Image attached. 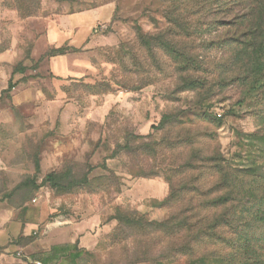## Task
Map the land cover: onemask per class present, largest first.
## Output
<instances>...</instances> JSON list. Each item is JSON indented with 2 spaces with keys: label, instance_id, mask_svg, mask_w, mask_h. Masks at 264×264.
Instances as JSON below:
<instances>
[{
  "label": "rangeland",
  "instance_id": "rangeland-1",
  "mask_svg": "<svg viewBox=\"0 0 264 264\" xmlns=\"http://www.w3.org/2000/svg\"><path fill=\"white\" fill-rule=\"evenodd\" d=\"M260 129L264 0H0V264L233 263L211 201Z\"/></svg>",
  "mask_w": 264,
  "mask_h": 264
},
{
  "label": "trees",
  "instance_id": "trees-1",
  "mask_svg": "<svg viewBox=\"0 0 264 264\" xmlns=\"http://www.w3.org/2000/svg\"><path fill=\"white\" fill-rule=\"evenodd\" d=\"M69 50L72 48L69 47ZM14 86V83L10 82L9 89H13ZM239 137L241 142L237 157L240 164L233 170H226L225 165L222 166V171L225 172L223 183L228 189L224 195L211 201L218 205H227L230 201L236 203L231 208L227 207L213 221L211 228L223 226L229 228L238 236L241 243L238 249L241 250V254L239 257L236 256L233 263L206 257L202 264H259L256 245L264 243V129L241 133ZM216 235L221 238L220 235ZM70 248L55 247L54 251L66 253ZM70 256L71 260L76 261L81 256V251L71 253Z\"/></svg>",
  "mask_w": 264,
  "mask_h": 264
},
{
  "label": "crops",
  "instance_id": "crops-1",
  "mask_svg": "<svg viewBox=\"0 0 264 264\" xmlns=\"http://www.w3.org/2000/svg\"><path fill=\"white\" fill-rule=\"evenodd\" d=\"M65 56L62 55L58 57V60ZM25 234V223L20 219L16 210L0 204V248L9 245L14 239H18ZM76 245H78V241L67 244H52L50 247L44 248L43 252L38 255L39 257H35V262H41L42 264H79L77 259L73 261L70 256L71 253L81 250L74 251V249L77 248ZM64 246H70L71 248L68 249L69 251L66 253L54 251L55 247L62 248Z\"/></svg>",
  "mask_w": 264,
  "mask_h": 264
},
{
  "label": "built area",
  "instance_id": "built-area-1",
  "mask_svg": "<svg viewBox=\"0 0 264 264\" xmlns=\"http://www.w3.org/2000/svg\"><path fill=\"white\" fill-rule=\"evenodd\" d=\"M36 264H42L41 262H36Z\"/></svg>",
  "mask_w": 264,
  "mask_h": 264
}]
</instances>
